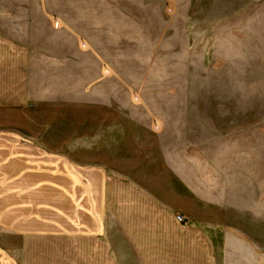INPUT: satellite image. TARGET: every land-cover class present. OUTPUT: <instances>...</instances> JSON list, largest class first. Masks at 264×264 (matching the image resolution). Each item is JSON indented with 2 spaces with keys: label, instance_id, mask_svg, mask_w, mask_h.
<instances>
[{
  "label": "rangeland",
  "instance_id": "obj_1",
  "mask_svg": "<svg viewBox=\"0 0 264 264\" xmlns=\"http://www.w3.org/2000/svg\"><path fill=\"white\" fill-rule=\"evenodd\" d=\"M162 2L131 94L47 75L27 109L0 52V264H264V0Z\"/></svg>",
  "mask_w": 264,
  "mask_h": 264
},
{
  "label": "crops",
  "instance_id": "obj_2",
  "mask_svg": "<svg viewBox=\"0 0 264 264\" xmlns=\"http://www.w3.org/2000/svg\"><path fill=\"white\" fill-rule=\"evenodd\" d=\"M154 1L155 5L143 0H0V52L19 53L27 109L35 100V86L47 75L52 79L46 83L61 86L71 99L78 95L79 85L116 83L126 95L142 90L149 74L144 70L151 68L150 54L144 57L143 48L152 44L143 33V22L164 19L172 11L171 7L164 10L162 0ZM118 132L119 139L126 140L128 132ZM142 133L146 135L141 141L153 137L147 129ZM83 139L88 146L89 135L80 137L77 132L71 137V159L89 171L90 153L77 154ZM73 178L79 179L78 175Z\"/></svg>",
  "mask_w": 264,
  "mask_h": 264
},
{
  "label": "built area",
  "instance_id": "obj_3",
  "mask_svg": "<svg viewBox=\"0 0 264 264\" xmlns=\"http://www.w3.org/2000/svg\"><path fill=\"white\" fill-rule=\"evenodd\" d=\"M55 23H56V22H55ZM56 24H57V23H56ZM137 99H138L137 96H133V100H134V101H137ZM154 129H155V130L158 129V125H157V124L154 125ZM179 220H181V218H179ZM182 222H183V220H182Z\"/></svg>",
  "mask_w": 264,
  "mask_h": 264
}]
</instances>
